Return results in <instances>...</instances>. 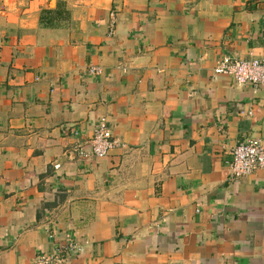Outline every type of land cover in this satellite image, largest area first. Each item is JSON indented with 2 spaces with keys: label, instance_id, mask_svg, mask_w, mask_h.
<instances>
[{
  "label": "crops",
  "instance_id": "1",
  "mask_svg": "<svg viewBox=\"0 0 264 264\" xmlns=\"http://www.w3.org/2000/svg\"><path fill=\"white\" fill-rule=\"evenodd\" d=\"M224 56L264 57V0H0V264H264V170L228 171L264 85Z\"/></svg>",
  "mask_w": 264,
  "mask_h": 264
},
{
  "label": "built area",
  "instance_id": "2",
  "mask_svg": "<svg viewBox=\"0 0 264 264\" xmlns=\"http://www.w3.org/2000/svg\"><path fill=\"white\" fill-rule=\"evenodd\" d=\"M114 16L111 15L109 35L113 34ZM217 76L232 78L237 86L249 85L258 87L264 85V57L259 60L243 61L224 56L213 70ZM102 71L98 67L88 69V76L97 77ZM111 131L106 120L98 121L92 138L88 141L87 151L84 146L78 145L76 152L81 159L94 157L104 158L109 151L116 148L117 143L111 138ZM257 170H264V141L254 139L239 143L232 152V161L229 164V175L232 178H243ZM51 239L53 235L49 236ZM82 247L73 240L60 243L51 253L39 254L35 264H62L66 259L80 254Z\"/></svg>",
  "mask_w": 264,
  "mask_h": 264
},
{
  "label": "trees",
  "instance_id": "3",
  "mask_svg": "<svg viewBox=\"0 0 264 264\" xmlns=\"http://www.w3.org/2000/svg\"><path fill=\"white\" fill-rule=\"evenodd\" d=\"M40 22H41V25H45V26H50L51 25V19L48 18V17H45L44 18V15L41 16L40 18Z\"/></svg>",
  "mask_w": 264,
  "mask_h": 264
}]
</instances>
